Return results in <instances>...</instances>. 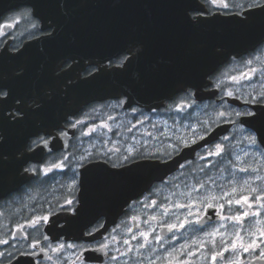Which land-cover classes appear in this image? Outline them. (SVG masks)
<instances>
[{"label":"snow or ice","instance_id":"snow-or-ice-1","mask_svg":"<svg viewBox=\"0 0 264 264\" xmlns=\"http://www.w3.org/2000/svg\"><path fill=\"white\" fill-rule=\"evenodd\" d=\"M207 2L231 12V19L241 29L259 30L260 35L252 49L248 51L246 57H240V65L245 70H240L236 74L209 73L208 80L213 82L212 86L220 92V95L209 103H198L196 93L185 88L183 97L164 110L176 114L170 117L171 127L168 126L167 120H162L160 123L164 125L163 131L158 129L156 124H151L152 128L157 129L158 135L146 133L153 140L165 137L159 147L153 146L149 151L146 147L148 142L144 141L140 147L128 144L123 150L113 146L103 155L117 153V160L112 167L123 168L126 173L132 169L150 171L161 166L167 167L184 148L206 141L215 128L222 124L231 126L230 130H226L227 134L219 136L214 143H205L202 146L203 153L196 154V161L199 163H196L195 167H192L193 161L186 160L178 165L177 175L161 180V185L168 188V194L163 197V202L158 198H152L153 193L159 196L163 191L161 187L153 188L148 196L143 198L144 201H148L147 203L132 201L130 207L140 204L141 208L154 209L153 214L145 220H142L139 214L129 217L131 220L147 224L146 229L134 232L133 227L126 226L121 235L117 234L121 227L117 225L112 229V233L99 242L93 240L104 227L103 222L83 232V237L93 240L77 238L78 242H67L59 238L53 243L47 231H42V226L50 225L63 232L66 225L83 211L85 205L74 193L82 187L80 169L86 170L84 162H90L95 155L93 152L85 150L80 155L62 152L53 162L42 166L30 165L23 169L26 173L47 177L56 169L71 168L72 178L60 184V187L67 191V195L57 198L58 210L71 215L65 217V223H57L52 219L56 213L51 208H45L43 205L31 208L33 214L24 218L23 222L17 221L13 225V230L7 232L6 238L5 231H0V245H7L11 249L0 250V264H19L21 257L25 258L24 264H130L132 254L136 256L134 264H145V260L147 264H196V258L200 259L201 264H250V261L244 260V254L257 251L258 255H254L253 259L264 261V149H259V145L264 144V0H207ZM190 12L194 14L190 15ZM32 15L30 8H24L18 12L16 19ZM185 16L190 24L204 22V12L192 4L186 6ZM31 26L36 28L37 24L33 23ZM48 26L53 28V31L48 33L51 37L55 34V28L51 23ZM6 27L11 28L13 25H0V36L5 35ZM127 51L131 53L132 49L129 48ZM20 54L17 48L11 50V57ZM236 59L237 57H232L233 61ZM125 61L131 62L128 56H123L117 62V67H125ZM13 75L20 77L16 71ZM254 80L255 83L252 82ZM10 95L11 89L0 86V102L6 103ZM226 97L239 100L241 104L233 106L225 99ZM126 102V99H120L109 107L120 108ZM11 104V107L3 109L0 120L6 118L9 124H15L23 119L21 112L24 104L19 97L13 98ZM151 111L156 112L157 109ZM131 112L142 114L138 108H131ZM107 119L113 120L114 117L109 115ZM148 119L147 116L144 117V120ZM144 120L136 119L132 128L142 125ZM83 123V119H76L75 122L70 121L67 126L76 128ZM98 127L111 130L108 123L102 122L91 127L89 131L82 132L81 135H90ZM132 128H128V131ZM60 135L66 133L61 132ZM5 143L6 136L0 131V166L8 159L3 148ZM33 144L47 146L49 140L37 135ZM128 164L132 165V169L126 167ZM185 169L188 171H184ZM213 169L219 175H209ZM193 173L195 175H192ZM105 177L112 180L122 177V173L106 170ZM60 199L63 203H59ZM233 206H237L239 210L234 211ZM180 209L185 211L177 214V210ZM207 209H218L217 214L221 222L206 231ZM4 215L5 213L0 211V216ZM56 220H59V217ZM150 221H157L158 227L170 232L191 229L195 235L191 237L190 243L186 241L179 248H164L165 237L154 235L155 228L151 226ZM198 225L203 227H197ZM0 229H5V226L0 224ZM171 239L175 240L177 237L172 235ZM132 241L136 243L133 244ZM153 242H158L160 248H164L162 254L152 255L157 251L150 247ZM117 245H122L123 250ZM144 250L149 253L147 257Z\"/></svg>","mask_w":264,"mask_h":264},{"label":"flooded vegetation","instance_id":"flooded-vegetation-1","mask_svg":"<svg viewBox=\"0 0 264 264\" xmlns=\"http://www.w3.org/2000/svg\"><path fill=\"white\" fill-rule=\"evenodd\" d=\"M188 4H192L198 10L203 11V19L215 15L225 16L232 14L228 10L213 6L207 0H179L175 2V5L184 11ZM24 8H30L33 13V8L25 3H19L15 6L5 8L0 12V25H13L11 28H4L5 35L0 36V86H7L11 89V95L8 101L6 103L0 102V116H2L4 108L12 106L11 101L15 97L21 98L24 104L21 112L23 119L21 121H17L15 124H9L6 118L0 120V131L6 136V143L3 145L4 153L8 157L7 161L0 166V211L5 213L4 216H0V224H3L5 229H0V231H5L6 238L7 232L13 230V225L17 221L23 222L24 218L30 217L33 214L30 209L36 208L38 205L51 208L56 213L52 219L57 223H65V217L71 215V213L58 210L57 198L67 195V191L62 189L60 184L66 183L72 178V169H56L47 177L26 173L23 169L28 168L30 165L42 166L46 163L53 162L55 157L62 152H74L76 155H80L85 150L91 151L95 155L91 158L90 162H84L86 170L80 169V178L83 184L74 193L79 199V191L82 189L86 190L88 199L84 203L85 207L83 211L72 219L70 224L66 225L63 232L50 225L42 226V231H47L52 242L55 243L59 238L67 242H78L77 238L93 240V238L83 237V232L88 231L91 227L98 226L101 222L104 223V227L95 235L93 242L101 241L104 237L112 233V229L116 228L117 225L121 226L117 230V234L121 235H123L126 226L133 227L134 232L146 229L148 227L147 224H143L141 221L131 220L129 217L139 214L142 220H145L153 214L154 209L141 208L140 204H135L130 207L132 201L147 203L148 201H144L143 198L148 196L153 188L161 187L163 191L159 196L153 193L152 198H158L163 202V197L168 194V188L166 185H161V180H166L172 175H177L178 166L162 179L153 181L141 195L130 199L121 209L118 207L111 210L104 206H99L91 200L95 195L93 193L94 190L117 184L115 183L117 178L109 180L105 175L106 170L115 169L112 167V164L116 162L118 154L111 153L110 156H105L103 153L113 146L120 147L122 150L128 144H136L137 147H140V144L144 141L148 142L146 147L149 151L152 150L153 146L159 147L160 142L165 140V137H160L159 140H153L146 133L151 132L153 136L158 135L157 129L152 128L151 124H156L157 128L163 131L164 125L160 123L162 120H167L168 126L171 127L172 119L170 117L176 114L174 112H165L164 110L178 102L183 97L184 90L178 91L163 105L155 108L157 109L156 112L151 111L154 108L146 110L139 105L121 107L123 110L130 111L131 108H138L145 112L149 119L144 120V118H140V120H144L142 125H136V127L132 128L136 118L134 114L132 115L130 113L119 124V127L112 126V121H109L108 125L111 130L109 128L98 127L90 135H81L82 132L89 131L94 125L101 124L100 116L105 108L99 105L125 99V96L120 94L113 98L90 101L83 104L75 113L67 114L57 122L50 116V111L54 108L55 95L57 93L64 94L67 86L81 77H86L100 70L105 65L110 67V60L111 66H117V62L121 57H130L135 52V49L131 48V53L127 50H122L106 60L100 59L101 56L97 55L96 57L85 58L66 56L56 60L54 56L55 34L51 37L48 35L49 32L53 31V28L48 26L51 22H42L40 17L34 13L32 16L21 17L17 20L16 16L18 12ZM189 14L192 15L194 13L190 12ZM33 23L37 24L36 28L31 26ZM51 24L55 28L56 25ZM50 40H52L53 48H51ZM13 48L19 49L21 54L17 57H11V50ZM251 49L239 55L230 54L226 61L220 64L212 74L222 75L224 73L231 74L232 72V74H236L237 70L242 68L239 62L240 57H246L248 51ZM234 56L237 57L235 61L232 60ZM15 71L20 77L13 75ZM252 82L255 83L256 81L254 80ZM212 83L209 81L204 89H213ZM188 88L193 91L191 87ZM215 91V96L202 99L198 103L204 104L214 101L220 95L219 90L216 89ZM225 99L233 106L241 104V101L234 98L226 97ZM76 119H83L84 123L78 125L76 128L67 126L70 121L75 122ZM230 127L228 125L227 130H230ZM128 128H132V130L128 131ZM61 132L66 133V135L61 136ZM225 134H227V131L220 136ZM37 135L49 140V144L47 146L42 144L34 145L33 141L37 139ZM133 137H135L134 140ZM214 142L215 139L209 143ZM202 146L195 151L192 158L185 159L181 163H184L186 160L193 161L192 167H195L196 163H199L196 161V154L203 153ZM259 149H264V146L262 144L259 145ZM249 162H251V159ZM107 167L111 168L109 169ZM184 171L187 172L188 169ZM192 175L195 174L193 173ZM209 175L216 176L219 173L213 169L209 172ZM88 191H92V193H88ZM59 203H63V200L60 199ZM233 210L237 211L239 209L237 206H233ZM193 211H195V208ZM218 212V209L206 210V231L221 222L220 216L217 214ZM177 214H181L179 210H177ZM57 217H59V220H56ZM150 223L155 228L154 235L158 234L165 237L164 248H179L186 241L190 243L191 237L195 235L191 229H180L170 232L165 228L158 227L157 221H150ZM245 226H247V221ZM197 227L203 226L198 225ZM172 235H175L177 239L172 240ZM246 239L250 238L246 237ZM132 243L135 244L136 241H132ZM117 246L123 250L122 245ZM150 247L157 250L152 255L162 254L164 251V248H160L158 242H153ZM210 247L211 245H209ZM6 248L11 250L7 245H0V250ZM144 253L146 257L149 255L147 250H144ZM254 255H258V251L244 254V260L246 262L250 261V264H264V261L253 259ZM135 259V254H132L130 264H134ZM24 260L25 258L21 257L19 264H24ZM145 264H147L146 260ZM196 264H201L199 258H196Z\"/></svg>","mask_w":264,"mask_h":264},{"label":"water","instance_id":"water-1","mask_svg":"<svg viewBox=\"0 0 264 264\" xmlns=\"http://www.w3.org/2000/svg\"><path fill=\"white\" fill-rule=\"evenodd\" d=\"M176 1L179 0H0V12L25 3L42 22L55 24L56 60L96 55L106 60L122 50L135 49L125 67L105 65L69 84L64 94L57 93L50 116L58 122L89 101L120 94L127 101L123 107L136 104L146 110L160 107L188 87L198 101L215 95V88L204 89L209 83L208 74L230 54L251 49L260 32L241 29L231 19L232 14L206 17L201 24H190ZM50 45L53 48L52 40ZM227 127L222 124L206 141L184 148L167 167L143 171L128 164L126 167L132 171L127 173L123 168L107 167L109 172L122 173V177L114 186L94 190L91 200L111 210L121 209L182 160L192 158L196 149L219 137ZM86 194L84 189L79 191L82 203L87 202Z\"/></svg>","mask_w":264,"mask_h":264},{"label":"rangeland","instance_id":"rangeland-1","mask_svg":"<svg viewBox=\"0 0 264 264\" xmlns=\"http://www.w3.org/2000/svg\"><path fill=\"white\" fill-rule=\"evenodd\" d=\"M240 70H245V69H243V68H241V69H238L237 70V72L238 71H240ZM233 73V72H232ZM231 73V74H232ZM254 83V82H253ZM117 101H113V102H109V103H105V104H103V105H99L100 107H103V108H105V110L103 109V113H102V115L100 116V123H102V122H106V123H108L109 121H112L111 122V124H112V126H117V125H119V124H121L122 123V121H123V119H126V117L128 116V115H130V113L133 115L134 114V116H135V118L136 119H140V118H144L145 116H147V114L145 113V112H143L142 111V114H139V113H133V112H131V110L130 111H128V110H123L121 107L120 108H115V109H112V108H110L109 107V105H112V104H114V103H116ZM93 109H95V108H93ZM109 115H111L112 117H114V119L113 120H108L107 119V117L109 116ZM243 147V146H242ZM249 160L251 159V157H249L248 158ZM185 210H183V209H180L179 210V212L180 213H182V212H184Z\"/></svg>","mask_w":264,"mask_h":264}]
</instances>
